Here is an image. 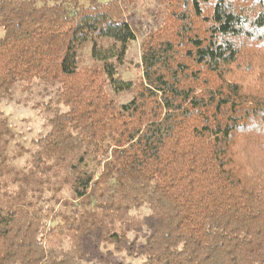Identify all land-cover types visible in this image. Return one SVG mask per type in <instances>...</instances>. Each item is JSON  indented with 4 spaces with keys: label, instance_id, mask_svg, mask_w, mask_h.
<instances>
[{
    "label": "trees",
    "instance_id": "16d2710c",
    "mask_svg": "<svg viewBox=\"0 0 264 264\" xmlns=\"http://www.w3.org/2000/svg\"><path fill=\"white\" fill-rule=\"evenodd\" d=\"M138 1L0 0V264H264V0H164L126 79Z\"/></svg>",
    "mask_w": 264,
    "mask_h": 264
},
{
    "label": "rangeland",
    "instance_id": "374dc122",
    "mask_svg": "<svg viewBox=\"0 0 264 264\" xmlns=\"http://www.w3.org/2000/svg\"><path fill=\"white\" fill-rule=\"evenodd\" d=\"M164 0H139L137 7L133 10L132 20L135 26L139 29L140 34L131 42L126 54L125 66L121 69V76L126 79H137L141 73L139 67L140 53H141V41L144 37L143 33L150 28L156 27L162 20V13ZM145 34V33H144ZM143 35V36H142ZM124 99L127 96L124 94L119 96ZM1 108L4 113L9 117L11 123L15 129L19 132L21 139L28 141L32 137H35L42 130V118L37 110L25 107L21 104L14 102H4L1 104ZM99 255L112 259H122L123 254L108 256L105 250L101 248L97 249ZM124 257L125 264H135L136 260L126 259Z\"/></svg>",
    "mask_w": 264,
    "mask_h": 264
}]
</instances>
